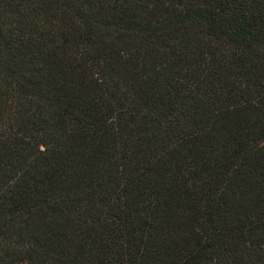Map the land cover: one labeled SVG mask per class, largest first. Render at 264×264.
<instances>
[{
	"label": "trees",
	"instance_id": "obj_1",
	"mask_svg": "<svg viewBox=\"0 0 264 264\" xmlns=\"http://www.w3.org/2000/svg\"><path fill=\"white\" fill-rule=\"evenodd\" d=\"M0 264H264V0H0Z\"/></svg>",
	"mask_w": 264,
	"mask_h": 264
}]
</instances>
